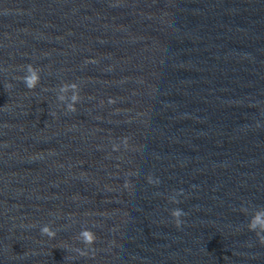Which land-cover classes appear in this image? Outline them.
<instances>
[{
  "label": "clouds",
  "instance_id": "obj_1",
  "mask_svg": "<svg viewBox=\"0 0 264 264\" xmlns=\"http://www.w3.org/2000/svg\"><path fill=\"white\" fill-rule=\"evenodd\" d=\"M39 74L36 71L35 68H33L31 65L28 66V75H26L24 77V81L26 83V86L29 89L35 88L36 85L39 83ZM65 89H72L73 91H75L77 89V85L76 84H66L64 85L61 90H65ZM79 97L77 94H74V100L73 103H71L70 105H68V108L70 110H75L74 108V104L76 101H78ZM172 215L174 217H177L178 215H181V212L179 210H174L172 212ZM177 226H179L180 224V220L177 219L176 220ZM249 229L256 231L257 235L259 236L261 232H264V213H258L257 215H255L252 220L249 223ZM42 234H45L49 237H54L55 236V232L51 230V228L49 226H44L41 229ZM79 238L86 244V245H92L95 240H96V236L95 234L90 231V230H83L80 235ZM261 242L264 243V237L261 238Z\"/></svg>",
  "mask_w": 264,
  "mask_h": 264
}]
</instances>
